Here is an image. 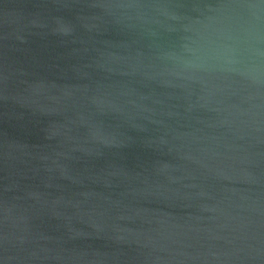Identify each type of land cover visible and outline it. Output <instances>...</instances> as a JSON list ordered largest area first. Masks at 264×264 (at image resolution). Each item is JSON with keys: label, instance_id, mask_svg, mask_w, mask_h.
Instances as JSON below:
<instances>
[{"label": "water", "instance_id": "water-1", "mask_svg": "<svg viewBox=\"0 0 264 264\" xmlns=\"http://www.w3.org/2000/svg\"><path fill=\"white\" fill-rule=\"evenodd\" d=\"M0 264H264V0H0Z\"/></svg>", "mask_w": 264, "mask_h": 264}, {"label": "clouds", "instance_id": "clouds-1", "mask_svg": "<svg viewBox=\"0 0 264 264\" xmlns=\"http://www.w3.org/2000/svg\"><path fill=\"white\" fill-rule=\"evenodd\" d=\"M210 58L221 59L227 63H234L236 60V50L231 47H216L206 53Z\"/></svg>", "mask_w": 264, "mask_h": 264}]
</instances>
